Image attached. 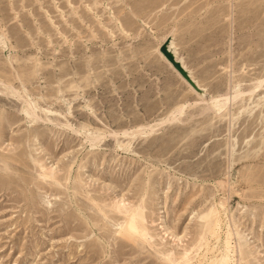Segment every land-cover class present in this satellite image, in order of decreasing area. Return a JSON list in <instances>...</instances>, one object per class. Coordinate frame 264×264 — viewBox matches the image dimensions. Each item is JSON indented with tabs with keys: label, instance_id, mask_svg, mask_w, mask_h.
I'll list each match as a JSON object with an SVG mask.
<instances>
[{
	"label": "rangeland",
	"instance_id": "obj_1",
	"mask_svg": "<svg viewBox=\"0 0 264 264\" xmlns=\"http://www.w3.org/2000/svg\"><path fill=\"white\" fill-rule=\"evenodd\" d=\"M0 264H264V0H0Z\"/></svg>",
	"mask_w": 264,
	"mask_h": 264
},
{
	"label": "bare ground",
	"instance_id": "obj_2",
	"mask_svg": "<svg viewBox=\"0 0 264 264\" xmlns=\"http://www.w3.org/2000/svg\"><path fill=\"white\" fill-rule=\"evenodd\" d=\"M171 45H172L171 39L168 38V37L164 38L161 41L160 46H159V53H160V55L164 58L165 61H167L177 71V73L182 77V79H184V81H186L187 83H191V86L193 88H195L196 90H199V87L188 76V73L189 72L185 68L184 60L181 57H178V55L175 54V52H174V50H173V48H172ZM172 57H174V59L176 60V63H173L170 60V58H172ZM236 93H240V92L238 91ZM233 95H234V93H233ZM239 95H241V93ZM236 96H238V95H236ZM204 97H206V96H204ZM233 97H235V96H233ZM225 99H227V97ZM218 100L219 99L218 98H215V96H214V98L210 99V102L211 103H214L216 105V104H218L217 103ZM222 103H225V102L223 101ZM159 123H161V122H159ZM159 123H155L154 125H157ZM150 126H152V125H150ZM130 227H133L132 221L129 224V229H130Z\"/></svg>",
	"mask_w": 264,
	"mask_h": 264
},
{
	"label": "water",
	"instance_id": "obj_3",
	"mask_svg": "<svg viewBox=\"0 0 264 264\" xmlns=\"http://www.w3.org/2000/svg\"><path fill=\"white\" fill-rule=\"evenodd\" d=\"M173 58V57H172ZM172 58H170V59H172Z\"/></svg>",
	"mask_w": 264,
	"mask_h": 264
}]
</instances>
